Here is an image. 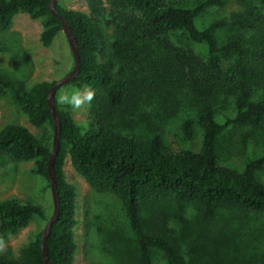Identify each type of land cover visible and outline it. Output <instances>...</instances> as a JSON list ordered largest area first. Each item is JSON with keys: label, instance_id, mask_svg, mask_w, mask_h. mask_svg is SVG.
Instances as JSON below:
<instances>
[{"label": "trees", "instance_id": "obj_1", "mask_svg": "<svg viewBox=\"0 0 264 264\" xmlns=\"http://www.w3.org/2000/svg\"><path fill=\"white\" fill-rule=\"evenodd\" d=\"M49 1L0 0V35L11 28L18 13H26L41 19L39 40L49 46L62 31ZM236 1L240 9L202 28L197 27V18L224 0H200L193 7L178 0H85L87 12L56 1L57 12L77 42L80 60L79 73L66 85L94 93L84 128L70 105L60 107V87L55 92L60 119L54 161L59 213L46 239L52 264H74L78 247L77 191L65 177L66 156L94 192L120 202L136 245L137 264H154L156 255L164 264H220L218 253L226 242L236 243L237 237L241 242L242 225L252 216H264V0ZM177 32L191 45L204 46L205 53L177 45L173 39ZM72 67L73 57L68 72ZM55 83L26 86L0 76V96L10 94L39 130L33 134L20 124L3 126L0 155L14 162L34 161L32 172L47 182L53 134L48 91ZM179 108L184 140L191 142L197 131L201 134L198 151L173 150L165 142L164 120ZM229 126L248 127L242 143L254 144L240 167L220 157L219 138ZM167 203L199 208L210 223L202 237L206 256L196 246L192 255L172 232L171 213L159 207ZM148 205L152 211H147ZM179 217L183 227L189 226L191 219ZM36 218L42 226L34 238L16 254L6 246L0 264H46L41 234L49 218L33 201L0 200V246ZM254 258L258 263L252 264H264V256Z\"/></svg>", "mask_w": 264, "mask_h": 264}, {"label": "rangeland", "instance_id": "obj_2", "mask_svg": "<svg viewBox=\"0 0 264 264\" xmlns=\"http://www.w3.org/2000/svg\"><path fill=\"white\" fill-rule=\"evenodd\" d=\"M178 1H181L185 7H193L200 0ZM58 2L69 9L88 11L85 0H58ZM240 7L236 0H224L222 6L206 9L197 18L196 25L202 28L216 18H228ZM41 31V19H32L26 13H18L14 17L11 28L0 35V76L24 81L26 86H31L42 81H58L68 73L72 64V54L63 32L60 31L49 46H43L39 40ZM173 39L177 45H188L202 54L205 53L204 46L191 45L180 32L174 33ZM93 93L89 88L78 90L70 85H64L57 90V99L61 108L70 105L75 120L87 128V116ZM183 119L180 108L173 116L169 115L165 118V142L173 150L188 148L198 151L201 134L197 131L191 142L184 140L181 123ZM9 123L20 124L33 134H39V130L30 125L27 117L20 112L7 93L0 96V129ZM248 130V127L229 126L221 134L219 150L224 162L240 167L242 161H245L254 148L251 140H247L245 145L242 143ZM34 168V161L14 162L0 155V200L16 198L33 201L39 204L49 217L52 212L50 187L44 177L32 172ZM63 170L66 180L72 183L77 191L78 224L75 227V237L78 247L74 264H137L136 245L120 202L110 194L94 192L74 171L69 156L65 158ZM261 179L264 181V171ZM159 207L171 213L168 226L184 241V247L195 255L196 246L197 251L206 256L202 251V247H206L204 245L206 240L202 237L210 228V223L202 218L199 208L194 205L180 206L171 203L161 204ZM150 210L152 211L148 205L147 211ZM179 214L191 219L190 227H183ZM225 214L223 216H226ZM86 223L90 225L87 230ZM41 224L40 219H34L18 234L11 236L6 244L0 246V254L4 252L6 246L16 254L22 246L34 238ZM97 226L100 227L99 231L96 230ZM242 232L245 235L241 236V242L237 237L236 243L232 240L227 241L225 250H219L220 264L258 263L254 256H264V216L250 217L247 223L242 225ZM154 264H164L160 255L155 256Z\"/></svg>", "mask_w": 264, "mask_h": 264}, {"label": "water", "instance_id": "obj_3", "mask_svg": "<svg viewBox=\"0 0 264 264\" xmlns=\"http://www.w3.org/2000/svg\"><path fill=\"white\" fill-rule=\"evenodd\" d=\"M56 1L57 0L49 1L50 12L60 19L61 26H62V32L68 42V45L70 47V51L73 57V67L70 72H68L65 76H63L58 81H56V83L53 86H51L48 91V106L51 112V119L53 123V134H52L51 153H50L48 164H47V176H48V182H49V187H50L51 197H52V212L41 234V250H42L43 257H44V262L46 264H52L47 257L46 239L49 235L52 225L57 220L58 213H59V200H58L57 184H56L55 173H54V161H55V158L59 150L60 119H59V113L55 107L54 97H55L56 90L59 87L70 83L77 76V74L79 73V69H80V60H79L77 42L71 32V29L68 23L57 12Z\"/></svg>", "mask_w": 264, "mask_h": 264}]
</instances>
